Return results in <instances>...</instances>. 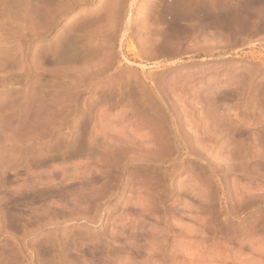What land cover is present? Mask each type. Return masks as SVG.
Listing matches in <instances>:
<instances>
[{"label": "rangeland", "instance_id": "obj_1", "mask_svg": "<svg viewBox=\"0 0 264 264\" xmlns=\"http://www.w3.org/2000/svg\"><path fill=\"white\" fill-rule=\"evenodd\" d=\"M0 264H264V0H0Z\"/></svg>", "mask_w": 264, "mask_h": 264}]
</instances>
